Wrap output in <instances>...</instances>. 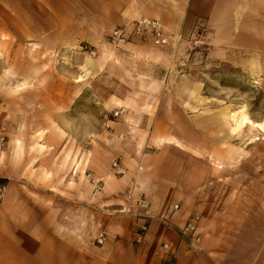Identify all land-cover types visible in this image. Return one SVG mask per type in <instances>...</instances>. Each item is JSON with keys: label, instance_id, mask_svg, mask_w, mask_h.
<instances>
[{"label": "rangeland", "instance_id": "374dc122", "mask_svg": "<svg viewBox=\"0 0 264 264\" xmlns=\"http://www.w3.org/2000/svg\"><path fill=\"white\" fill-rule=\"evenodd\" d=\"M8 15L0 31V133L5 127L7 136L0 174L55 192L59 182L82 193L92 183L96 198L105 176L96 170L118 147L114 123L119 106L129 104L141 109L127 116L126 134L137 144L122 146L128 153L138 146V162L164 151L176 160L179 179L236 184L242 198L253 200L255 220L264 221V131H232V114L241 109L264 123V47L222 46L206 37L162 47L167 64L147 61L140 66L148 73L139 74L138 64L122 65L120 47L42 42L27 35L19 16L11 27ZM112 160L110 174L117 168ZM90 173L103 179L97 187Z\"/></svg>", "mask_w": 264, "mask_h": 264}, {"label": "crops", "instance_id": "0c3cea01", "mask_svg": "<svg viewBox=\"0 0 264 264\" xmlns=\"http://www.w3.org/2000/svg\"><path fill=\"white\" fill-rule=\"evenodd\" d=\"M5 14L11 27L13 15L19 16L27 35L42 42L107 47L116 27L131 28L144 16L186 37L204 25L209 42L264 47V0H0V31ZM162 47L131 39L120 47L126 54L122 65L138 64L139 74L146 72L140 65L147 61L166 65L159 53L168 49ZM119 107L118 133L112 136L118 147L108 151L96 170L104 180L90 173L104 182L96 198L92 183L82 193L78 186L59 182L55 192L45 184L0 174V264H264V221L252 215L253 200L242 198L236 184L179 179L176 160L164 151L145 153L138 162V146L128 153L122 144H137L126 134L127 116L141 109ZM142 116L143 125H149L152 118ZM111 160L120 161L113 174L108 173ZM141 198L150 206L141 204ZM175 204L180 208L173 210ZM195 215L200 216L199 245L178 229ZM100 232L106 234L104 244L96 242Z\"/></svg>", "mask_w": 264, "mask_h": 264}, {"label": "built area", "instance_id": "2783aa9c", "mask_svg": "<svg viewBox=\"0 0 264 264\" xmlns=\"http://www.w3.org/2000/svg\"><path fill=\"white\" fill-rule=\"evenodd\" d=\"M206 27L204 25L197 26L191 37H186L183 32L175 31L167 27L160 20L147 17H139L133 21L132 27H116L108 36L109 43L114 47H121L126 44L131 39H138L144 43H150L153 45L161 46H178L183 40L187 39L188 42H205L206 40ZM84 48V46H81ZM117 112L116 114H118ZM6 128L3 127L0 133V150L3 149L4 145L7 143V136L5 134ZM119 165L118 161L114 162V166ZM87 176L92 177L91 174ZM92 182L97 187L99 182L92 178ZM140 203L149 207V202L145 198H141ZM180 208V204H175L173 210ZM200 220L199 215L193 216L189 219L183 226H179L178 229L182 235H184L191 243L194 245H199L201 241V236L198 232L197 222ZM142 230L147 229L146 224H140ZM142 234L139 236V240L142 239ZM106 240V234L100 232L97 236L96 242L98 244H104ZM168 244L165 245L168 248ZM171 264V263H168Z\"/></svg>", "mask_w": 264, "mask_h": 264}, {"label": "bare ground", "instance_id": "6f19581e", "mask_svg": "<svg viewBox=\"0 0 264 264\" xmlns=\"http://www.w3.org/2000/svg\"><path fill=\"white\" fill-rule=\"evenodd\" d=\"M232 121H233L232 131L234 133L239 132L244 126L247 125L260 128L262 131H264V123L253 120L251 116L244 109H241L239 111H234L232 114Z\"/></svg>", "mask_w": 264, "mask_h": 264}]
</instances>
